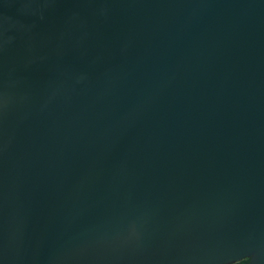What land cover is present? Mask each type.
Here are the masks:
<instances>
[{
  "label": "water",
  "instance_id": "95a60500",
  "mask_svg": "<svg viewBox=\"0 0 264 264\" xmlns=\"http://www.w3.org/2000/svg\"><path fill=\"white\" fill-rule=\"evenodd\" d=\"M264 264V0H0V264Z\"/></svg>",
  "mask_w": 264,
  "mask_h": 264
},
{
  "label": "trees",
  "instance_id": "16d2710c",
  "mask_svg": "<svg viewBox=\"0 0 264 264\" xmlns=\"http://www.w3.org/2000/svg\"><path fill=\"white\" fill-rule=\"evenodd\" d=\"M247 261H248V259L247 258H244L242 260L236 261V262L231 263V264H246Z\"/></svg>",
  "mask_w": 264,
  "mask_h": 264
}]
</instances>
